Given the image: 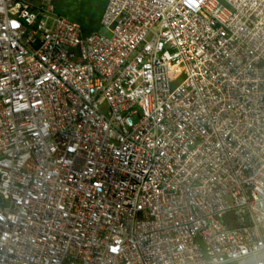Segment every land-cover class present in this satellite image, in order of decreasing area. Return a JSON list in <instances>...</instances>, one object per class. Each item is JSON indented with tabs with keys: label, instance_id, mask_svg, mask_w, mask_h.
<instances>
[{
	"label": "built area",
	"instance_id": "2783aa9c",
	"mask_svg": "<svg viewBox=\"0 0 264 264\" xmlns=\"http://www.w3.org/2000/svg\"><path fill=\"white\" fill-rule=\"evenodd\" d=\"M100 27L0 0V264H264V0Z\"/></svg>",
	"mask_w": 264,
	"mask_h": 264
},
{
	"label": "rangeland",
	"instance_id": "374dc122",
	"mask_svg": "<svg viewBox=\"0 0 264 264\" xmlns=\"http://www.w3.org/2000/svg\"><path fill=\"white\" fill-rule=\"evenodd\" d=\"M60 14L82 24L91 30L100 29V20L106 6V0H48ZM38 4L39 2L36 1Z\"/></svg>",
	"mask_w": 264,
	"mask_h": 264
},
{
	"label": "trees",
	"instance_id": "16d2710c",
	"mask_svg": "<svg viewBox=\"0 0 264 264\" xmlns=\"http://www.w3.org/2000/svg\"><path fill=\"white\" fill-rule=\"evenodd\" d=\"M84 29H85V31H89V30H91V29H89V28H87V27H84Z\"/></svg>",
	"mask_w": 264,
	"mask_h": 264
}]
</instances>
